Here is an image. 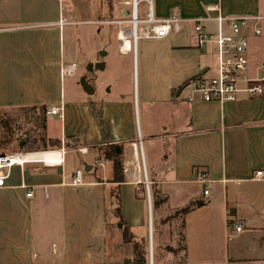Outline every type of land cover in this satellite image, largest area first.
Instances as JSON below:
<instances>
[{"label": "crops", "instance_id": "obj_1", "mask_svg": "<svg viewBox=\"0 0 264 264\" xmlns=\"http://www.w3.org/2000/svg\"><path fill=\"white\" fill-rule=\"evenodd\" d=\"M154 11L158 19H207L215 36V18H264V0H154ZM105 15V0H0V154L65 147L60 164L14 166L0 182V264H134L133 245L114 214V191L126 227L146 243L144 264H264V179L255 178L264 171V97L189 102L191 83L216 73L206 50L217 64L215 44L197 47L189 23L166 40L140 41L135 54L121 52L118 38L108 35L107 47L116 44L138 87L124 94L120 82L104 96L95 87L88 95L79 84L83 70L63 79L61 66L76 65L80 55L95 57L82 51L79 29L100 33ZM262 25V36L250 40L251 77L264 64ZM66 80L80 90L67 95ZM61 107L62 117L49 113ZM55 118L59 136L50 133ZM26 122L31 134L14 138V125ZM139 143L147 183L141 171L136 179ZM111 146L121 149L122 183L114 182L105 155ZM82 168L83 184L74 185ZM152 186L167 199L158 213L204 203L181 219L175 243L182 248L158 259Z\"/></svg>", "mask_w": 264, "mask_h": 264}, {"label": "built area", "instance_id": "obj_2", "mask_svg": "<svg viewBox=\"0 0 264 264\" xmlns=\"http://www.w3.org/2000/svg\"><path fill=\"white\" fill-rule=\"evenodd\" d=\"M124 1L129 7L126 18L124 21L115 22L119 26L117 38L121 52L135 54L140 41L166 40L170 36L183 32L184 25L188 23L192 25L191 36L197 47L204 48L209 43L215 44L217 51L216 73L212 77L202 76L191 83L189 102H194L196 97L206 103L236 102L240 94H245L249 98L264 97V64L260 66L257 77H251L248 73L250 40L262 36L263 17L218 16L215 18L217 32L215 36H212L205 26L207 19L186 21L176 14L165 19H158L154 11V0ZM126 43L129 44L127 49H125ZM76 72L77 65L75 64L61 66L63 79L75 76ZM49 113L62 117L63 108H53ZM64 148L63 146L59 151L63 153ZM37 154L39 153L0 154V182L8 177L9 170L14 166L46 164L43 160L35 158ZM139 154L142 158V165L141 163L136 165L138 175L142 170L141 166L145 169L141 146ZM255 178L264 179V171H257ZM136 179L140 180V175ZM83 180L84 172L76 170L73 184L80 186L83 184ZM148 190L147 188L149 196ZM204 194H209L208 188ZM241 230L240 227L236 228L237 232H241Z\"/></svg>", "mask_w": 264, "mask_h": 264}, {"label": "rangeland", "instance_id": "obj_3", "mask_svg": "<svg viewBox=\"0 0 264 264\" xmlns=\"http://www.w3.org/2000/svg\"><path fill=\"white\" fill-rule=\"evenodd\" d=\"M113 1V0H112ZM121 2L119 4L118 8H115L114 14H112V18L109 17L110 12L107 9L106 6V15H105V25L104 30L98 33V30L94 27H88L83 26L80 27V34L83 36L81 38V48L83 52H86L88 54L94 55L95 57L92 59V57H86L80 55L79 58L76 57L75 61L77 65V73L82 74L81 71L85 68V64L87 62L94 61L95 58L99 60H103L106 64V68L102 71L96 70V78L99 80L101 85H97L96 81L94 84V87L98 89L99 96L106 95L105 93L109 92L110 90H113L116 84L120 83L122 84L123 88H121L124 92V94L132 93L134 92V89L138 87L137 80L134 83L133 77L130 78V71L133 72V67L128 68V62L125 61V59H122L118 57V53L115 51L117 50L116 44H112L111 47H107L109 44V37L112 38V36H116L119 32V26L115 23L117 21H124L126 18V13L129 9V7L122 3L124 0H114L113 3ZM107 5V2L105 3ZM263 27V25H262ZM102 52H105L106 55L104 57H100V54ZM206 54V62L208 66L214 71L216 64V58L213 54L209 53L207 50L205 51ZM117 55V56H116ZM130 57L133 58L132 55ZM92 59V60H91ZM67 65V64H66ZM88 65V64H87ZM84 73V72H83ZM77 74V76H78ZM137 76V75H136ZM95 78V79H96ZM131 80V81H130ZM103 82V83H102ZM65 89L67 92V95L71 93V95L74 94V91L72 89L80 90L76 86V84L73 81H65ZM191 90V89H190ZM189 94V89L184 90V93L182 95L183 98L187 97ZM33 125L31 123H27L24 125L23 128H19L16 125H14V138L20 137L22 134H31ZM60 122L59 119L55 118L51 127V135H58L60 134ZM0 138H2V135L0 134ZM12 140V139H11ZM140 143L138 146L140 147ZM57 148L56 150H58ZM55 150V149H53ZM52 150V151H53ZM140 163L142 165V158L140 159ZM141 174H142V180L145 183L146 182V173L143 166H141ZM83 172L85 173L84 169L82 168ZM147 193V189H146ZM150 213L148 211L146 212V220L149 218ZM181 219L182 216H180L177 212H168L164 210H160L159 213L154 211L152 212V225H153V251H154V257L156 259L160 258L161 256L168 255L170 252H174L176 247L182 248V243H179V245H176L175 238L176 236L180 235V228H181ZM150 222V219H149ZM151 225V224H150ZM149 225V227H150ZM119 226V225H118ZM180 233V234H179ZM151 234V232H150ZM149 244L151 242V236L148 238ZM151 246V245H150Z\"/></svg>", "mask_w": 264, "mask_h": 264}, {"label": "trees", "instance_id": "obj_4", "mask_svg": "<svg viewBox=\"0 0 264 264\" xmlns=\"http://www.w3.org/2000/svg\"><path fill=\"white\" fill-rule=\"evenodd\" d=\"M107 2V9L110 12L109 17H113V1L112 0H105V3ZM106 158L112 161L114 164V174L115 179L114 182L116 183H122L124 182V178L122 176L123 173V167L121 164V161L119 160V156L121 155V149L117 146H111L106 151ZM114 197V214L115 216L120 220V222L123 224V237L124 241L127 243H131L133 245V252H134V264H144L145 263V255L147 254V247L144 240H138L136 236L133 235V233L130 231L129 228L126 227L123 219H122V213H121V201L120 196L117 191H114L113 193ZM151 198H152V207L153 210L159 209L161 206H163L167 199L164 198L160 191L156 187H151ZM204 205L203 202H192L190 205L185 207L184 209L176 211L180 216L184 217L189 212L193 211L194 209H197L199 207H202ZM185 249V247L183 248Z\"/></svg>", "mask_w": 264, "mask_h": 264}, {"label": "water", "instance_id": "obj_5", "mask_svg": "<svg viewBox=\"0 0 264 264\" xmlns=\"http://www.w3.org/2000/svg\"><path fill=\"white\" fill-rule=\"evenodd\" d=\"M106 55L105 52H102L100 54V57H104ZM94 70H99V71H102L105 69V63L104 62H97L95 64L93 63H90L88 65V70L89 71H93ZM79 84L80 86L83 88L84 92L87 93L88 95H93L94 94V89L92 87L91 84L88 83L87 79L85 77H81L80 80H79ZM180 94V91L178 92L177 96ZM59 172H61V168L59 167L58 168ZM87 171L90 170V168H86ZM119 228H122V225L119 224L118 226Z\"/></svg>", "mask_w": 264, "mask_h": 264}, {"label": "bare ground", "instance_id": "obj_6", "mask_svg": "<svg viewBox=\"0 0 264 264\" xmlns=\"http://www.w3.org/2000/svg\"><path fill=\"white\" fill-rule=\"evenodd\" d=\"M127 49L129 47V44L126 43L125 44ZM36 159H40L43 160L44 162H46V164L48 165H57L60 164L62 162V156H61V152L59 150H53V151H47V152H43V153H39L37 155H35Z\"/></svg>", "mask_w": 264, "mask_h": 264}, {"label": "flooded vegetation", "instance_id": "obj_7", "mask_svg": "<svg viewBox=\"0 0 264 264\" xmlns=\"http://www.w3.org/2000/svg\"><path fill=\"white\" fill-rule=\"evenodd\" d=\"M99 61H102V60L99 59L97 62H99ZM83 72L84 73L82 74L81 77H85L87 79L88 83L91 84L92 87H94V84H95V81H96V79H95L96 71L94 69H93V71H89L88 70V65H86Z\"/></svg>", "mask_w": 264, "mask_h": 264}]
</instances>
